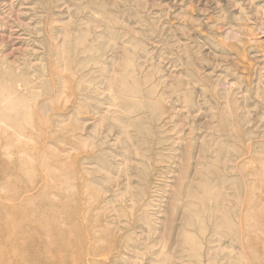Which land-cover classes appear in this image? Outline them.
<instances>
[{
	"label": "rangeland",
	"instance_id": "rangeland-1",
	"mask_svg": "<svg viewBox=\"0 0 264 264\" xmlns=\"http://www.w3.org/2000/svg\"><path fill=\"white\" fill-rule=\"evenodd\" d=\"M11 262L264 264V0H0Z\"/></svg>",
	"mask_w": 264,
	"mask_h": 264
},
{
	"label": "bare ground",
	"instance_id": "bare-ground-1",
	"mask_svg": "<svg viewBox=\"0 0 264 264\" xmlns=\"http://www.w3.org/2000/svg\"><path fill=\"white\" fill-rule=\"evenodd\" d=\"M12 152H14V151H12ZM16 152H17V151H16ZM16 152H15V153H16ZM4 154H5V153H4ZM13 154H14V153H13ZM1 155H2V154H1ZM13 156H14V155H13ZM16 156H17V155H16ZM10 158H11V157H10ZM7 159H8V158H7ZM11 159H12V158H11ZM8 162H9V161H8ZM10 169H11V168H10ZM10 169H9V172L15 170L14 168H13V170H10ZM7 171H8V170H7ZM16 171H17V170H16ZM11 174H12V172H11ZM14 174H15V173H14ZM27 187H28V186H27ZM30 187H31V186H30ZM24 188H25V187H24ZM33 188H34V187H33ZM33 188H31L30 191L33 190ZM20 190H21V189H20ZM20 190H18V191L20 192ZM34 190H35V189H34ZM22 191H23V190H22ZM19 192L16 191V193H19ZM24 192H25V191H24ZM26 194H27V193H26ZM18 195H20V194H18ZM27 195H28V194H27ZM21 196H22V195H21ZM24 197H25V196H24ZM22 201H23V200H22ZM20 202H21V201H20ZM6 203H7V202H6ZM7 204H8V205H7V207H8L10 204H9V203H7ZM16 205H17V204H15V207H16ZM18 205H19V204H18ZM18 205H17V206H18ZM9 207H10V206H9ZM15 210H16V209H15ZM11 212H12V211H11ZM20 212H21V211H20ZM13 214H14V211H13ZM14 216H15V214H14ZM12 217H13V216H12ZM10 218H11V217H10ZM10 220H11L10 222H12V221L14 222V218H12V219H10ZM8 221H9V220H8ZM12 224H13V223H12ZM12 224H11V226H10V225H8V226H9V227H12ZM15 225H16V224H15ZM15 227H16V226H15ZM21 227H22V226H20L19 229H20ZM25 228H26V227H25ZM12 229L14 230V226H13ZM23 230H24V229H23ZM35 235H36V234H35ZM242 235L244 236V233H243ZM1 238H2V237H1ZM4 238H5V237H4ZM9 239H10V238H9ZM17 239H18V238H17ZM31 239H32V238H31ZM35 239H36V238H35ZM19 240H20V239H19ZM36 240H37V239H36ZM89 240H91V239H89ZM246 240H247V239H246ZM1 241H2V240H1ZM6 241H7V240H6ZM9 241H13V240H9ZM9 241H8V242H9ZM15 241H16L17 244H19V246H21V243H20L19 241H17V240H15ZM91 241H92V240H91ZM16 243H13V244H16ZM37 244H38V243H37ZM37 244L33 245V247L37 246ZM41 244H42V243H41ZM43 244H44V243H43ZM43 244H42V245H43ZM10 246H11V244H10ZM17 246H18V245H17ZM47 246H48V245H47ZM242 246H243V248H246V246H247L246 241H243V242H242ZM37 247H38V246H37ZM243 248H242V249H243ZM36 249H37V248H36ZM34 250H35V249H34ZM38 250H39V249H38ZM35 251H36V250H35ZM99 251H100V250H99ZM36 252H37V251H36ZM94 252H95V254H96V251H95V250H94ZM100 252H101V251H100ZM3 253H4V251H3ZM89 253H90V251H89ZM89 253H88V254H89ZM92 253H93V252H92ZM98 253H99V252H98ZM14 254H15V253H14ZM14 254H13V255H14ZM17 254H18V253H17ZM45 254H46V253H45ZM90 254H91V253H90ZM93 254H94V253H93ZM93 254H92V255H93ZM95 254H94V255H95ZM21 255H22V254H21ZM16 256H17V255H16ZM18 256H19V255H18ZM90 256H91V255H90ZM96 256H98V255H96ZM10 258L14 259V258L11 257V256H10ZM105 261H106V260H105ZM89 262H91L90 259H89ZM11 264H13V263L11 262ZM15 264H19V263H15Z\"/></svg>",
	"mask_w": 264,
	"mask_h": 264
}]
</instances>
